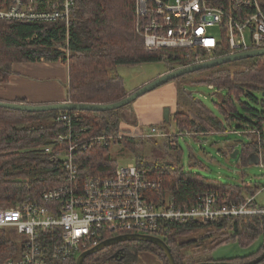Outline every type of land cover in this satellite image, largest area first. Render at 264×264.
<instances>
[{"label":"trees","instance_id":"1","mask_svg":"<svg viewBox=\"0 0 264 264\" xmlns=\"http://www.w3.org/2000/svg\"><path fill=\"white\" fill-rule=\"evenodd\" d=\"M210 1L227 7L230 0ZM261 2L264 7V0ZM76 3L68 43L65 26L60 21L25 23L0 19V84L10 82L14 75L12 68L16 64L63 62L68 64L69 69L66 102L109 105L125 99L129 94L123 79L112 75L116 69L165 62L167 71L171 72L191 63L193 59H188L189 55L192 58L196 54L198 58L207 56L204 50L194 54L181 49L147 51L135 29L136 0H76ZM228 52L221 49L216 54L225 56ZM172 82L178 84L177 107L173 118L164 119L160 128L166 131L172 119L177 134L174 138L164 139L159 146L147 140L154 146L155 161H149L144 156L147 144L143 139H116L130 118L126 110L132 104L106 112L28 113L0 108V208L14 207L28 197H39L69 182L61 161L44 153V147L53 144L59 134L69 131L65 123L57 120L63 114L74 117L73 132L81 140L93 143L86 151L79 150L73 155L82 180L112 176L119 165L110 157V148L122 145L135 157L136 166L149 170L148 177L162 180L160 189L144 193L149 202L158 203L170 194L176 205L193 207L206 193L215 192L221 205L245 203L249 197L253 198L249 204L251 209L264 211V205L256 200L264 187L230 184L186 171L182 162L184 151L179 143L180 134H194L195 138L209 132L225 133L232 130L233 125H236L233 130L240 132L258 130L261 140L255 135H246L250 143L242 145L239 152L242 163L251 164L252 157L264 147V98L260 100L256 96L264 92V56L227 63ZM188 84L209 85L226 92L215 103L222 119L185 89ZM15 103L28 104L25 99ZM98 138L101 140L98 141ZM237 149V145L232 144L222 151L226 156H232ZM197 231L209 235L203 234L197 241L192 238ZM15 232L0 229V263L13 258L19 251L21 237L15 236ZM128 234L105 235L101 242ZM214 234L217 236L210 242ZM162 239L171 249L176 264L214 262L208 254L220 245L238 242L241 247L247 248L261 240L254 252L224 260L234 264L248 263L264 252V213L171 224L169 233ZM204 240L210 242V248L201 244ZM139 252H149L162 264H169L159 247L145 242L114 245L90 255L84 264H128ZM116 254L118 257L114 258ZM121 257L123 259L119 260ZM47 264H76V259L50 260Z\"/></svg>","mask_w":264,"mask_h":264},{"label":"built area","instance_id":"2","mask_svg":"<svg viewBox=\"0 0 264 264\" xmlns=\"http://www.w3.org/2000/svg\"><path fill=\"white\" fill-rule=\"evenodd\" d=\"M0 4V19L6 21L62 22L68 43L76 0H4ZM135 29L149 52H207L202 58L197 54L194 58L187 56L193 59L188 67L264 50V7L261 0H230L227 7L210 0H136ZM221 49H227L228 54L217 55ZM73 119L59 115L57 120L65 123L69 131L44 147L45 154L61 161L69 182L39 197H28L14 207L0 208V229L15 230L22 238L17 254L0 264H47L50 260L77 259L109 234L138 233L163 238L171 224L264 213L249 207L253 201L249 197L245 203L221 205L215 192L206 193L193 207L176 205L170 194L158 203L149 202L144 193L160 189L162 180L148 177L149 170L136 165L117 166L112 176L82 180L73 155L86 151L93 143L81 140L73 132ZM133 128L123 126L116 139L171 136L157 126L150 131ZM231 132L255 135L261 140L258 130ZM258 155L262 165V150Z\"/></svg>","mask_w":264,"mask_h":264},{"label":"rangeland","instance_id":"3","mask_svg":"<svg viewBox=\"0 0 264 264\" xmlns=\"http://www.w3.org/2000/svg\"><path fill=\"white\" fill-rule=\"evenodd\" d=\"M63 63V62H60ZM68 65L67 63H63ZM235 69V68H234ZM167 71V66L165 62L160 63H146L141 66L136 67H120L112 72V75L120 76L124 83L125 87L128 91L136 90V86L143 81L152 78L155 75L161 74L162 72ZM193 78H196L195 76ZM171 83V82H169ZM168 84H165L164 87H167ZM67 88V86H66ZM63 87L62 90L67 92V89ZM178 89V84L176 86L173 85L172 88H165L162 91L164 96L167 95L169 91L174 90L173 95L176 101V91ZM185 89L192 93L195 99L201 101L206 107L213 111L214 115L222 119L217 107L215 106L216 102L219 101L220 96H225L226 92L218 91L216 88H211L209 85H197V84H188L185 86ZM151 93V92H150ZM130 94V93H129ZM128 94V95H129ZM260 100L264 97L262 93L256 95ZM160 101H165V99L160 98ZM49 104H57V103H42L41 105H49ZM131 107V106H130ZM129 107V109H130ZM169 110L168 117L173 118V114L175 113V105H166L161 108L162 118L159 119V127H163V118L165 117L166 110ZM188 109V108H187ZM127 115L129 110L127 109ZM242 113V112H241ZM243 114V113H242ZM134 118L130 116L127 120L128 122H134ZM155 126H147L144 131H150V129ZM235 128L236 125H233ZM229 130L225 133H217V132H209L208 135L193 137L189 135H183L179 137V143L184 151L183 155V165L186 171H192L194 173H199L208 178L219 179L223 182H228L230 184L236 185H249L255 186L259 185L261 188L264 187V147H263V157H262V165L261 164H248L245 165L242 163L241 154L237 155V157L232 158L231 156H226L222 151L225 147H228L232 144L237 145V150L242 148V145L249 144L250 140L246 135H242L241 133L231 132L234 131ZM167 133H169L172 138L175 134H177V129L174 120H170V123L167 125ZM174 138V137H173ZM133 139H143L146 141L145 148L143 151L144 156L149 161H155L156 155L153 152L154 146L150 143L151 141H147L149 139L142 137H134ZM150 140L156 142L159 146L161 145L164 139L159 138H150ZM264 141V136H263ZM150 143V144H149ZM160 153V151H157ZM110 157L115 159L118 162V165L121 167H128L135 165V157L122 145H112L110 148ZM195 163V164H194ZM194 164V165H192ZM256 200L258 204L264 205V189L258 193ZM14 231V230H11ZM209 235V233H204V231H197L192 238L199 241V236L201 235ZM15 236H19L16 232ZM211 235V234H210ZM214 234L213 239H209L210 242L216 238ZM211 237V236H210ZM22 242V238H21ZM210 242L208 240H204L201 242L203 246H207L210 248ZM261 240H257L250 247L243 248L238 242H230L223 245H220L213 250H211L208 254L210 259L214 261H224L230 260L235 257H243L246 256L259 247ZM128 264H162L159 259L149 252H139L134 261H130Z\"/></svg>","mask_w":264,"mask_h":264},{"label":"crops","instance_id":"4","mask_svg":"<svg viewBox=\"0 0 264 264\" xmlns=\"http://www.w3.org/2000/svg\"><path fill=\"white\" fill-rule=\"evenodd\" d=\"M12 69L14 75L11 77L10 82L5 85L0 84V101L16 102L17 100L25 99L28 104L32 105L66 102V92L62 89L63 87H68L69 84L68 65L41 61L16 64ZM166 73L168 71L139 83L136 86V90ZM173 85L176 86V83H168L167 87H164V85L135 101L128 112V116H132L134 122H126L123 126L126 129L133 127H135L133 129H145L147 126L159 127V124H161L159 119L162 118L161 108L166 105H175V109L177 107V99L175 101L173 95L174 90L169 91L166 96L162 94L165 88H172ZM134 91L130 90L129 93ZM160 98L165 99V101H160Z\"/></svg>","mask_w":264,"mask_h":264},{"label":"water","instance_id":"5","mask_svg":"<svg viewBox=\"0 0 264 264\" xmlns=\"http://www.w3.org/2000/svg\"><path fill=\"white\" fill-rule=\"evenodd\" d=\"M264 56V50L260 51H252V52H246V53H240L236 55H230L225 57H219L216 59H212L209 61H206L204 63H200L197 65H192L184 68H179L174 71L168 72L159 78L153 80L152 82L146 84L145 86L137 89L136 91L130 93L125 99L109 104V105H97V104H74L70 102L65 103H57V104H49V105H32V104H20L15 102H5L0 101V108H6L21 112H28V113H43V112H50V111H89V112H106V111H114L119 110L121 108L127 107L131 104H133L135 101H137L142 96L155 91L156 89L164 86L165 84H168L171 81H174L178 78H181L186 75H190L199 71L208 70L211 68L219 67L221 65L227 64V63H233L241 60L251 59L255 57ZM262 96L264 97V92L262 93ZM169 108L166 110L164 119L166 121L169 120L168 113ZM240 150H236L232 154V158L237 157ZM251 164H259V156L252 157ZM125 242H145L153 244L157 247H159L166 255L167 260L169 264H176L174 256L171 252V249L166 244V242L158 237L155 236H148V235H141V234H128V235H120L115 236L110 239H107L92 248L88 249L87 251H84L81 253L77 259L76 264H84L87 257L94 253H98L106 248H110L114 245L125 243ZM118 254L114 256V258H117ZM123 257L119 258V260H122ZM264 261V252L261 256L257 257L256 259L244 263V264H260ZM199 264H234L227 261H214V262H203Z\"/></svg>","mask_w":264,"mask_h":264},{"label":"bare ground","instance_id":"6","mask_svg":"<svg viewBox=\"0 0 264 264\" xmlns=\"http://www.w3.org/2000/svg\"><path fill=\"white\" fill-rule=\"evenodd\" d=\"M130 234H138V233H130ZM141 235H144V234H141ZM148 236H151V235H148ZM155 237H157V236H155ZM159 238V237H158ZM160 239H162V238H160ZM163 240V239H162Z\"/></svg>","mask_w":264,"mask_h":264}]
</instances>
